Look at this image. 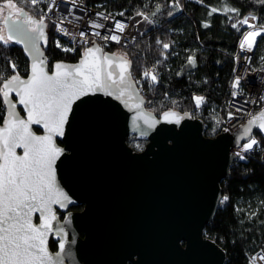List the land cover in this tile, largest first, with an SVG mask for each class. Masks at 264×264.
Masks as SVG:
<instances>
[{"label": "water", "instance_id": "95a60500", "mask_svg": "<svg viewBox=\"0 0 264 264\" xmlns=\"http://www.w3.org/2000/svg\"><path fill=\"white\" fill-rule=\"evenodd\" d=\"M7 12L5 9L0 14L5 38L8 28L3 19ZM12 35L17 37L15 29ZM10 42L21 47L28 59L27 75H20L27 79L31 57L24 43ZM38 43L49 74L58 62L74 66L84 57L85 51L75 61L57 60L49 65L44 42ZM96 46L92 40L87 48ZM123 54V50L113 49L98 55ZM140 95L144 99L142 110L158 121L169 110L188 112L172 108L155 114L145 107L141 91ZM10 98L18 100L15 93ZM16 111L26 118L21 105L17 104ZM261 112L264 108L253 115ZM135 115V109L103 92L73 104L64 136L54 137L56 146L63 150L55 164L57 184L72 202L65 209L53 205L57 219L48 237L49 252L53 256L60 252L58 241L63 238V264H224L225 250L205 234L204 228L221 202L220 182L229 175L235 160L232 148L248 140L244 127L252 117L233 130L222 128L208 136L204 121L197 116L191 115L179 125L160 122L150 128L143 120L133 124ZM32 130L45 134L40 125H32ZM254 130H258L256 125L252 133ZM130 136L144 139L143 147L134 150L127 143ZM16 152L22 155L23 149ZM78 203H83L80 210L66 211ZM57 210L65 211L62 218ZM34 222L39 223V218ZM58 228L64 231H55ZM50 238L57 241L55 250L49 245Z\"/></svg>", "mask_w": 264, "mask_h": 264}, {"label": "snow or ice", "instance_id": "6c2138e0", "mask_svg": "<svg viewBox=\"0 0 264 264\" xmlns=\"http://www.w3.org/2000/svg\"><path fill=\"white\" fill-rule=\"evenodd\" d=\"M39 2L40 0H30L33 7ZM66 2L75 6L77 0H66ZM54 7H59L57 0H51L48 11L51 12ZM176 7L179 8L178 0ZM5 9H8V12L4 16L3 23L8 28V35L7 38L0 35V42L8 44L15 39L16 43H24L25 51L32 62L27 79L21 78L16 71V65L11 61L8 63L13 74L9 77L0 72V81L3 82L0 87V96L6 106V117L3 127H0V264H63L61 253L65 250L64 239L61 238L58 241L60 252H57L55 256L48 249V237L50 233H53V221L57 219L53 205L65 209L66 205L72 202L57 184L55 164L63 150L56 146L54 137L64 136L65 125L72 112L73 104L85 96L103 92L107 96H115L130 109L136 110V115L132 118L133 124H136L137 120H143L150 128H154L160 122L179 125L185 118H191V114L169 110L163 112L159 121L145 114L142 110L144 99L140 95V89L136 87L140 82L133 81L130 71L131 60L126 53L118 57L101 56L98 55L102 52L101 47H89L85 50L79 64L69 66L58 62L49 74L38 43L43 41L45 46L47 44L45 32L47 14L36 19L28 15L23 8L17 7L13 0H5V3L0 5V14H3ZM217 10L216 7L211 8L209 15ZM222 10L225 13L234 12L239 15L237 9L227 6L226 0L222 4ZM159 11L160 7L157 6L156 12L151 14L152 17ZM168 14L172 15L171 12ZM14 15L15 20H13ZM71 15L70 8L67 10V15L55 21L58 32L69 35L68 29L63 27V24ZM96 15L105 21L115 20V16L111 13ZM115 15L124 16V13ZM136 15L149 24L153 23V20L143 11L137 12ZM252 19H255V16H252ZM237 23L252 29L244 34L240 42L241 50L250 52L257 43L256 38L264 34V25L249 24L247 16ZM89 27L103 29L105 24L91 21ZM127 27V24L115 20L114 25L107 29L112 34L105 35L102 39L120 43L121 37L116 33H123ZM205 27L208 25L205 24ZM232 27L236 28L237 24H233ZM14 29L18 33L17 37L12 35ZM93 35L99 37L100 32L96 31ZM79 36L84 37L85 32H79ZM57 46L61 47L59 41ZM169 47V44H163L164 49ZM63 50L73 51L74 49ZM188 63L195 66V58L189 56ZM113 68L118 72L109 70ZM143 77L150 78L151 84L158 82L157 75L150 69L143 72ZM240 81L241 77L237 76L232 87L239 89ZM11 93H15L18 97L16 102L10 98ZM238 95H240L239 91L232 92L234 98ZM260 99L264 100V96ZM133 100L135 103L129 104ZM194 101L196 107L200 108L205 102V97L195 96ZM255 102L252 101V103ZM245 103L248 101L246 100ZM17 104L23 107L26 118H21L16 111ZM236 111L240 112L242 109L237 108ZM248 115L252 117L244 127L248 141L243 143L240 146L241 150L235 153L241 160L246 158L247 152L259 146V141L251 138L252 126L256 125L261 134H264V112L258 116L251 113ZM228 118L233 119L234 114L229 112ZM32 125L42 126L45 134H35ZM223 130L228 131L227 128ZM141 135L146 133L141 132ZM17 148L23 149L22 155H17ZM223 200L227 201L228 197H224ZM37 217L39 223L34 222ZM55 231L63 232L64 230L58 228ZM257 260L264 261V251L251 257L250 264H256Z\"/></svg>", "mask_w": 264, "mask_h": 264}, {"label": "trees", "instance_id": "16d2710c", "mask_svg": "<svg viewBox=\"0 0 264 264\" xmlns=\"http://www.w3.org/2000/svg\"><path fill=\"white\" fill-rule=\"evenodd\" d=\"M5 0H0V2ZM30 16L37 12L30 0H13ZM100 3L106 10L122 11L129 15L136 11H160L153 19V27L148 34L137 38L134 43L122 50L131 60V74L134 81L147 69H154L158 82L151 84L145 79L143 88L149 99L148 109L159 114L166 109L191 112L204 123V134L212 136L220 129L215 117L224 114V104L229 96V82L234 64V53L238 40L246 25L237 22L247 13L256 16L264 24V2L261 0H226L227 6L237 9L225 13L224 0H88ZM43 3V0H40ZM218 10L209 15L211 8ZM171 12L172 15L168 13ZM205 24L208 27H205ZM237 24L236 28L232 25ZM1 25V23H0ZM47 44H42L48 57V64L57 60L75 61L80 50L75 53L64 51L57 46L56 39L63 42L53 32L47 22ZM159 41V43H158ZM170 45L168 49L163 44ZM109 47V50L115 49ZM264 54V35L260 36L251 57L252 66H260ZM195 58V66L188 63V57ZM8 61L16 65L19 75H27L28 59L18 45L0 42V72L6 76L13 74ZM0 81V87H2ZM203 96L205 102L200 108L195 105L194 97ZM175 101V104H173ZM264 103V100L262 101ZM3 100L0 96V123L5 116ZM253 136L259 146L249 151L246 158L235 159L230 165L229 175L220 182L222 200L211 221L205 225V234L214 239L226 252L224 264H248V255L264 250V134L254 130ZM127 143L141 149L144 139L130 136ZM51 248L54 243L50 242Z\"/></svg>", "mask_w": 264, "mask_h": 264}, {"label": "built area", "instance_id": "2783aa9c", "mask_svg": "<svg viewBox=\"0 0 264 264\" xmlns=\"http://www.w3.org/2000/svg\"><path fill=\"white\" fill-rule=\"evenodd\" d=\"M57 3L59 7L58 8L54 7L52 11L49 12L48 8L51 4V0H43V3L39 2L35 7H33L37 12V16L35 18L39 19L41 15L46 13L47 15L45 22H50L53 26L54 34L57 37L63 39V42L59 43L61 45V48L74 49L73 51H69L71 53H75L78 50H80L79 57L82 55L85 49L90 45L92 40H95V42H97V44L102 48V52L105 51L113 52V50H109V47L115 46L116 47L115 50L117 49L122 50L123 48H126L132 43H134V41L137 38L148 34L149 30L153 27V23L149 24L148 22L144 21L142 17L136 15V13L139 11L133 12L129 15L119 16L115 14L120 13L122 11L106 10L105 8L100 6L101 5L100 3L91 4L89 3L88 0H77L75 6H73L71 3L66 2V0H57ZM70 8L72 9V15L68 16V18L64 21L63 24V27L68 29L69 35H64L62 32L57 31L55 27V21L67 15V10ZM97 13H103L105 15L111 13L115 16V20H119L128 25V27L125 29L123 33H116L121 37L120 43H116L115 41H111V40L102 39V37H104L105 35L112 34L111 32L107 31V29L114 25L115 20L112 19L107 21L102 20L96 15ZM144 13L145 15H148L152 19V16L150 14H148L147 12ZM246 16L249 18V24L256 26L264 25L263 23H260L257 20L254 14L247 13L245 17ZM252 16H255V19H252ZM77 17L79 19H76ZM69 21H71V23H69ZM91 21L103 23L105 24V28L103 29L91 28L89 27ZM251 30L252 29H250L246 25L236 46V50L234 53V64L229 82V96L225 101L224 104L225 111L221 117L222 118L220 124L221 129L227 128L228 130H233L239 124H242L243 122H245L246 119L250 117V115H248L249 113L253 114L258 109L264 108V103L262 102L263 100L260 99L261 96H264V59H262V57H264V54L261 57L260 66H252L250 63L251 57L253 55L257 43L253 47V50L250 52L243 51L240 48V42L243 40L244 34ZM81 31L85 32L84 37L79 36V32ZM96 31L100 32L99 37L93 35V33ZM259 38L260 36L256 38L257 42ZM46 58L49 61L48 57ZM150 70H152L153 73L156 75V71L154 69H150ZM237 76L241 77L240 87L239 89H234L232 87V84ZM137 80L140 82L137 85V87L144 95L145 107L148 109L150 100L147 99L145 89L143 88L142 85L145 80V78L143 77V73L138 76ZM233 91H239L240 95L234 98L232 96ZM246 100L248 101V103H245ZM252 101H256V102L252 103ZM237 108H241L242 111L237 112L236 111ZM3 110L6 113V108L4 105H3ZM229 112H232L234 114L233 119L228 118ZM252 138H255V136H253ZM247 141H244L240 143L238 146L233 147L232 151L234 152V154L237 151H240L241 150L240 146L243 143H246ZM247 153L245 154V156L247 155ZM261 157L264 159V151L261 152ZM235 159H240V158L235 155ZM223 198L224 196L221 195V201L223 200ZM262 251L264 250L260 249L248 255L247 258L248 264H250L251 257L255 256L256 254ZM256 264H264V261L257 260Z\"/></svg>", "mask_w": 264, "mask_h": 264}, {"label": "flooded vegetation", "instance_id": "af4514ba", "mask_svg": "<svg viewBox=\"0 0 264 264\" xmlns=\"http://www.w3.org/2000/svg\"><path fill=\"white\" fill-rule=\"evenodd\" d=\"M132 148L134 150H137V145L136 146H132ZM83 207V203H78V204H74V205H71L69 206L67 210H80L81 208ZM65 211H60V210H57V214L59 215L60 218H62L63 214H64ZM50 242H53L54 243V248H52L53 250H55L57 248V241L53 238H50V241H49V245H50ZM51 247V246H50Z\"/></svg>", "mask_w": 264, "mask_h": 264}, {"label": "rangeland", "instance_id": "374dc122", "mask_svg": "<svg viewBox=\"0 0 264 264\" xmlns=\"http://www.w3.org/2000/svg\"><path fill=\"white\" fill-rule=\"evenodd\" d=\"M3 2V1H2ZM2 2H0V5H2ZM14 2V1H13ZM14 3H16V2H14ZM17 4V6H19V7H21L18 3H16ZM22 8V7H21ZM144 12H147L148 14H152L153 13V11H144ZM152 16V15H151ZM153 18V17H152ZM0 35H3V26L2 25H0ZM57 41H59L58 39H56V43H57ZM59 43H60V41H59ZM190 114H192L191 112H189ZM215 121H216V125L218 126L220 123H221V121H222V118H221V116H216L215 117ZM217 121H219V123H217ZM253 137V136H252ZM251 137V138H252ZM247 141V140H246ZM135 145H137V143H135Z\"/></svg>", "mask_w": 264, "mask_h": 264}]
</instances>
